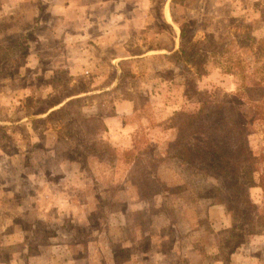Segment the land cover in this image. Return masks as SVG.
<instances>
[{"label":"rangeland","instance_id":"rangeland-1","mask_svg":"<svg viewBox=\"0 0 264 264\" xmlns=\"http://www.w3.org/2000/svg\"><path fill=\"white\" fill-rule=\"evenodd\" d=\"M51 2L0 16V264H264V96L246 99L264 85L232 96L237 77L208 57L245 37L243 84L264 76V0ZM181 27L206 54L198 74L169 56ZM243 112L251 162L222 177L214 134ZM135 134L149 147L117 171ZM238 139L217 144L235 162ZM150 145L168 155L157 166ZM153 170L164 197L138 198Z\"/></svg>","mask_w":264,"mask_h":264},{"label":"trees","instance_id":"trees-1","mask_svg":"<svg viewBox=\"0 0 264 264\" xmlns=\"http://www.w3.org/2000/svg\"><path fill=\"white\" fill-rule=\"evenodd\" d=\"M180 41L178 43V48L174 51H170V58L172 60V64H174L175 66H177L178 69H180L181 73H187V72H193L194 74H198V72L201 70V67L203 65L204 62V58L206 57V54L204 52H201L200 49H198L195 44L191 45L189 43H185L184 41V30L181 27L180 29ZM238 35H235V38H237ZM233 38L228 39L226 41V44L224 45V47L220 50V53L216 55L215 51H211L209 52L208 57L214 58H224V60H222L221 62V69H223L224 71L227 72V74H233L235 75V77H237V85H236V91L232 94V96L235 95H239L240 93L243 96H246V94L248 92H250L249 90H258V86L260 88H262V85L260 83H262L264 85V76L261 78H253L256 80V82H254L252 85L250 86H245L243 84V81L246 78H250L252 76V74H248L250 72H247L244 68L243 63H245V59L242 57L243 52L247 49H249V47H252V43H247L248 41H246L245 37H242L245 41L242 40L241 44H236V42L234 41ZM188 46H191V48L189 49ZM232 54L233 56L230 57L229 54ZM217 64V63H215ZM264 87V86H263ZM257 92V91H255ZM263 93H261L260 96H257V100H253V99H249L246 98L247 100H249L250 104H257L259 102H257L258 100H260V97L264 96V89L262 90ZM81 99V98H80ZM79 98L76 99H72L66 103H64V105L58 107L57 109L51 111L49 114H47L45 116L44 120H48L50 119L52 116H54L55 114H62L63 110L66 109V106L68 104H70L71 102H75L80 100ZM206 104V103H205ZM201 110H198L197 113ZM183 110H176L173 111L171 117L169 118V121L172 123V127L177 129V131H179L180 129L178 128V126L176 125V120L178 121V119H180L181 117H183V115H185L183 112ZM246 112L241 113L242 116L239 118L238 123L237 124H232L231 128L228 129L226 126H224V128L221 131H217V133L214 134V140L215 143L213 146L212 150H211V154L210 156H212V165H215L218 167L219 170V175H221L222 177H226L225 176V171L227 170L226 168L231 167V169H235V167L238 165V163H243L244 167H247L248 165H250L251 162V157L249 154V151L247 150L246 146H245V140H244V134H239L237 132V127L240 128H244L243 126L246 124ZM189 119L191 120L190 123L193 124L194 123V119H196L195 117V113L189 115ZM216 130V129H215ZM214 130V131H215ZM195 135V134H193ZM137 140H133V147L126 150V151H122L120 153H117V171L118 169V165L121 167H128V173L130 171V169L133 166V163L135 162V159H138L139 156L143 155L145 153V149H148L147 145H149V143H145L146 147H141L142 142H140L139 136L138 135H134ZM241 136V144L239 149L241 150L240 154H239V159L237 162H235L233 157H226L221 151H220V146H217V144L221 145L225 140L226 141H238V137ZM219 141H221L220 143H218ZM180 142V141H179ZM156 143V142H154ZM212 143V142H211ZM163 145V144H162ZM110 145L105 142L104 143V147L106 149L107 152H111L112 149L109 147ZM154 146V144H153ZM150 149L151 152H148L151 154L152 157V161H155L156 166L160 163V161L164 158L167 157L168 155L165 153V151H157L154 149V147H152L150 145ZM114 151V150H113ZM105 152V150L103 151V153ZM102 153V152H101ZM113 156V155H112ZM264 159V157H263ZM124 162V163H123ZM121 170V169H120ZM235 172V170H234ZM250 172H252L250 170ZM147 175V180H148V184L143 188V193L144 195L141 194V191L138 190L136 187L133 189H130L131 191H133L134 193H136L138 198H142L143 196L146 197H153L154 195H159L161 197H164L163 195L165 194V190L162 186V180H160L161 176L159 174V171L155 172V170H153L152 173L149 172L146 173ZM126 183V182H125ZM128 183H131L130 180L128 181ZM233 184L237 183V178L235 177L232 181ZM136 185V184H135ZM263 190H264V174L261 176V186H260ZM238 190L237 187H235V190ZM238 197V196H237ZM162 199V198H160ZM83 258V257H82ZM79 259L80 261H84L83 259Z\"/></svg>","mask_w":264,"mask_h":264},{"label":"crops","instance_id":"crops-1","mask_svg":"<svg viewBox=\"0 0 264 264\" xmlns=\"http://www.w3.org/2000/svg\"><path fill=\"white\" fill-rule=\"evenodd\" d=\"M39 0H2L0 2V16H16L18 18V21L22 20V19H26L25 17H23V15H25L24 11H23V7L25 4L27 5H33L34 7V18L36 19L37 16L39 14H41V11H44V10H38L37 8V3H38ZM45 1L46 3H48L47 5V9L50 7V3L52 4L51 0H43ZM53 1V0H52ZM54 5V4H53ZM53 10H46L47 14L50 13L52 14ZM43 14H41L42 16ZM40 16V17H41ZM32 17V16H31ZM39 25V24H38ZM37 26V24H34L33 28L32 29H35V27ZM41 26V24H40ZM53 37H55V34L53 33ZM114 58L117 59V56H115ZM113 58V59H114ZM120 59V58H119ZM123 103V104H122ZM118 105H121V109H124V107H129V114L131 113V106L129 102H122ZM128 112H125L124 115H127ZM107 125V124H106Z\"/></svg>","mask_w":264,"mask_h":264}]
</instances>
